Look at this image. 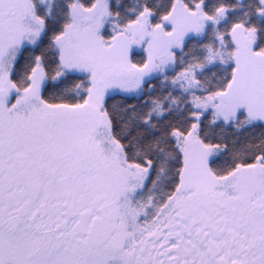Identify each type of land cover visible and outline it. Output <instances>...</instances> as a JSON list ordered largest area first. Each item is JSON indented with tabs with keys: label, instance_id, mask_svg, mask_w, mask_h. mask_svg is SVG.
Here are the masks:
<instances>
[{
	"label": "snow or ice",
	"instance_id": "obj_1",
	"mask_svg": "<svg viewBox=\"0 0 264 264\" xmlns=\"http://www.w3.org/2000/svg\"><path fill=\"white\" fill-rule=\"evenodd\" d=\"M0 264H264V0H0Z\"/></svg>",
	"mask_w": 264,
	"mask_h": 264
}]
</instances>
